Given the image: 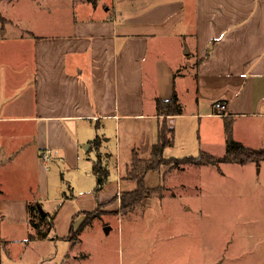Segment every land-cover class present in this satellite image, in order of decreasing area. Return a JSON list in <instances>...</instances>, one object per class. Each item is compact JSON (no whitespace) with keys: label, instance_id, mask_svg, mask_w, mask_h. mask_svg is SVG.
<instances>
[{"label":"crops","instance_id":"0c3cea01","mask_svg":"<svg viewBox=\"0 0 264 264\" xmlns=\"http://www.w3.org/2000/svg\"><path fill=\"white\" fill-rule=\"evenodd\" d=\"M0 5L6 50L11 43L31 62L27 82H0V264L88 256L78 250L81 234L100 219L88 215L124 211L121 194L137 187L128 178L133 153L149 159L158 141L157 98L177 93L182 111L166 119L176 138L198 124L200 151L226 153L228 121L236 141L264 148V0ZM218 99L225 116L215 113ZM97 159L109 170L98 192ZM223 163L241 164L180 163V171ZM251 164L264 189V160L241 165Z\"/></svg>","mask_w":264,"mask_h":264},{"label":"rangeland","instance_id":"374dc122","mask_svg":"<svg viewBox=\"0 0 264 264\" xmlns=\"http://www.w3.org/2000/svg\"><path fill=\"white\" fill-rule=\"evenodd\" d=\"M1 36L0 29V82H27L30 54L11 43L6 50ZM199 143L195 123L180 131L166 155H198ZM212 146L215 154L225 152ZM163 165L164 173L146 176L154 187L145 182L143 198L126 208L120 201L121 212H96L100 219L81 234L78 250L88 256L78 264H264V189L254 164L192 165L185 171L180 164ZM5 264L13 263L5 258Z\"/></svg>","mask_w":264,"mask_h":264},{"label":"trees","instance_id":"16d2710c","mask_svg":"<svg viewBox=\"0 0 264 264\" xmlns=\"http://www.w3.org/2000/svg\"><path fill=\"white\" fill-rule=\"evenodd\" d=\"M96 2L97 0H90ZM158 114L163 115L164 119L160 124L158 141L153 145L151 157L144 159L140 157L137 151H134L130 177L137 181V187L130 191H124L121 194V205L126 208L134 204L137 200L143 198L147 191L145 185V176L150 170H159L166 163H173L177 166L180 163L193 164H218L221 161H235L241 164L264 160V148L246 147L233 137V129L231 122H227V150L222 156L214 155L206 150H201L198 155H187L185 157H166L165 149L173 146L175 143V130L168 124L167 116L180 114L182 106L176 92L169 99L157 98ZM100 137L96 138V145H99ZM94 173L98 176V184L95 190H101L108 181L109 170L103 165L101 159H97L93 164ZM132 197V198H131ZM97 211L91 212L89 215L96 216ZM33 221V220H32ZM34 222V221H33Z\"/></svg>","mask_w":264,"mask_h":264},{"label":"built area","instance_id":"2783aa9c","mask_svg":"<svg viewBox=\"0 0 264 264\" xmlns=\"http://www.w3.org/2000/svg\"><path fill=\"white\" fill-rule=\"evenodd\" d=\"M213 107L218 115L225 116L228 114V105L221 99L216 100Z\"/></svg>","mask_w":264,"mask_h":264},{"label":"water","instance_id":"95a60500","mask_svg":"<svg viewBox=\"0 0 264 264\" xmlns=\"http://www.w3.org/2000/svg\"><path fill=\"white\" fill-rule=\"evenodd\" d=\"M90 146V145H89Z\"/></svg>","mask_w":264,"mask_h":264}]
</instances>
